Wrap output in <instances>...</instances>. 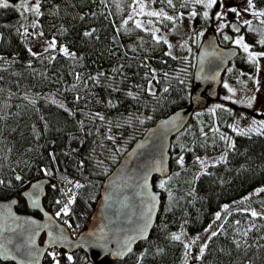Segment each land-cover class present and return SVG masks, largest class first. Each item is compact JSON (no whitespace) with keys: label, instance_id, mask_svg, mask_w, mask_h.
<instances>
[{"label":"trees","instance_id":"trees-1","mask_svg":"<svg viewBox=\"0 0 264 264\" xmlns=\"http://www.w3.org/2000/svg\"><path fill=\"white\" fill-rule=\"evenodd\" d=\"M15 1L9 0L12 3ZM129 2L106 0L105 4L101 0H41L43 15L39 20L40 31L48 39L55 38L58 44L56 52L42 51L37 57L27 51L22 35L16 31L20 24L29 26L35 17L29 13L22 18L11 7L0 9V57H3L0 60V179L5 181L0 186V199L16 197L15 210L27 213L20 192L35 179L46 177L40 168L52 167L53 175L46 177L49 184L45 188L42 205L54 217L61 208L55 201L66 200L63 195L66 181L61 177L85 185L78 190L72 214L69 217H56L72 236L85 228L102 179L122 153L157 118L186 105L188 101L195 44L191 45V51L186 56L173 55L178 59H172L165 55L163 43L155 44L150 35L135 29L131 21L126 27H120ZM253 3L256 10H264V0H253ZM153 4L177 17L188 9L182 7V0H174L175 9L160 3V0ZM196 10L201 11L199 7ZM208 22L198 16L193 20V34L199 33V30L205 31ZM93 29L95 32L91 37L83 35ZM228 31L227 35L231 36L233 32L230 28ZM225 34L217 33L221 46H228L229 41L223 39ZM191 36L188 40H191ZM60 45L67 46L70 52L76 53L77 58L70 59L60 54ZM133 47L136 51L131 50ZM259 47L255 42L254 49H264ZM52 55L56 59L49 61L48 57ZM145 59L148 67L141 66ZM148 68L158 73L160 82H154L158 99L136 87L147 85L144 74ZM113 69L118 71L114 72ZM240 70L251 73L253 68L246 63V54L239 50L222 73L218 94L227 92L223 82L243 88L238 83V80L245 79L238 76ZM99 72L105 73L99 84L87 79ZM165 72L168 73L167 78L163 76ZM76 74L83 79L77 81ZM252 86V82L248 81L247 87ZM163 87H168L169 92L164 93ZM114 88H119V91H114ZM128 91L140 93L139 99L127 96ZM77 95L82 97L78 103L75 101ZM50 96L61 101L75 115L59 107V103H52ZM109 99L117 106L108 107L106 101ZM31 100H35V104L30 103ZM212 102L210 107L206 104L194 110L184 128L170 139L167 176L171 178L168 187L175 200L170 201L172 211L166 214L164 203L167 193L156 188L164 177L152 178V186L159 191L161 202L149 235L151 243L146 240L139 242L133 249L134 254L122 260L104 257L96 263H90L83 252L73 251L70 254L74 256L75 264H136V256L145 249L147 252L140 264H180L184 258L183 246L170 241L166 233L178 232L183 225L188 235H197L211 223L214 228L221 224L223 230L220 235L206 241L209 247L204 258L196 259L193 264H264V219H254L242 211L245 208L234 205L250 191L264 186V135L244 137L231 133L226 125L235 122L243 109L228 101L221 102L218 98ZM214 103L227 105L235 115L218 111L217 116L213 117L209 109ZM95 112L102 113L113 122L111 132H106L107 126L100 121L93 122L90 117ZM247 116L254 117L251 113H247ZM260 118L264 120V116ZM80 120L84 121L83 130L78 123ZM214 120L222 125V131L233 136L236 148L227 153V163L209 167L207 171L212 175L201 176L194 185L195 194L188 196L191 189L187 181L198 170V166L194 165V156H220L226 147L218 139L214 145L209 140L206 148L200 146L197 139L199 129L204 127L207 131ZM105 134L114 136L115 143L105 139ZM182 146L194 148V152H181ZM117 147L125 150L116 152ZM49 152L56 153V165L49 164ZM177 153L185 156L184 169H180L175 162ZM81 160L84 162L82 169L78 167ZM97 161H103V166H98ZM57 167L59 171H56ZM176 172H180V175L176 176ZM17 174L23 177L22 182L15 180ZM9 182L11 187L8 186ZM225 205L229 206L226 214L222 211ZM219 211L222 220L215 221V213ZM32 214L37 216L34 212ZM65 220L72 224V228H68ZM161 224H167L166 231L157 227ZM245 231L248 232L247 236L243 235ZM60 259L61 264H67L63 255ZM43 262L52 264L47 253Z\"/></svg>","mask_w":264,"mask_h":264},{"label":"snow or ice","instance_id":"snow-or-ice-1","mask_svg":"<svg viewBox=\"0 0 264 264\" xmlns=\"http://www.w3.org/2000/svg\"><path fill=\"white\" fill-rule=\"evenodd\" d=\"M102 3L106 4V0H101ZM156 3V0H133V3L131 6L132 11L128 15L127 19L123 20L122 25L120 27H126L129 24V21H132L134 28L137 30H140L142 32H145L147 35L151 36V39L155 44H161L167 45L168 51L165 52L166 56H170L172 59H178V57L172 55V48L173 45L169 43L168 39L162 35H160V29L154 27V20L148 19L147 21H142L140 19H136L135 17L138 16H146L149 18H155V23H162L164 21H167L171 23L172 25L176 24V21L178 19L177 16L169 15L167 12L164 11L163 8L157 11L153 10H147L149 4ZM160 3L166 4L167 7L175 9L174 0H160ZM107 6V5H106ZM191 6V11L189 12V17L191 20H195L198 16H202L204 20L212 19L217 23V27L219 31L223 32L225 28H231V31L234 33H240L241 27L237 26L236 24H229L226 20L227 13H233L235 17L240 18L242 16L241 10L236 7L232 6L229 7L224 0H182V7L189 8ZM14 8L17 13L20 14L22 18H26L27 14H31L35 19H33L30 23V27L34 30L33 32H29L28 27L24 26L23 24H20L19 27L16 28V31L20 33L25 38H28L30 36H43L44 33L40 31L41 24L39 23L40 17L43 15L41 11V0H18V3L15 5L11 4L9 0H0V9H6V8ZM199 7L202 11L198 12L196 8ZM216 9L214 13H212L211 10ZM251 10V15L253 17H256L259 19L260 24L264 25V10H256V6L253 3V0H246V7L243 8V12L247 13ZM183 14H181L182 16ZM83 19V17H81ZM244 25L247 26V29L251 33L258 34L260 38L256 41V44H258L261 48H264V31L258 30L252 26L251 20H244ZM21 28L23 31H21ZM119 32V28L117 29ZM95 32V29L91 31H86L83 33L84 36L91 37L93 33ZM204 33H195L192 38L199 39L200 36H203ZM2 36V34H0ZM223 39L225 41H232L233 45L238 47L239 49H242L243 52L246 54V63L250 66H252L253 71L251 73L245 72L243 70H240L238 72V76L245 77V79L238 80V83L243 86V88L246 90L245 94L241 97H237V89L230 86L227 82H223V87L227 90L228 95L224 96L223 99L225 101H228L229 103L233 105H243L247 108L251 109L254 106L257 107V111L264 110V77L261 76V73H264V51H253L252 48L254 45H250L245 42V37L242 35H238L236 37L230 36L225 34L223 36ZM142 40V38H141ZM57 40L53 38L50 42H48L47 47L44 49V52H56L57 51ZM181 47H184L185 45H180ZM132 51H136L135 47L131 49ZM27 51L33 56L37 57L39 54L37 52H34L31 47L27 48ZM188 51H191V49H188ZM59 53L62 54L64 57H68L70 59H76V53L70 52L68 47L65 45L59 46ZM3 57H0V60H2ZM49 61H54L56 59L55 55H52L48 57ZM79 59H82L79 58ZM166 63V61H164ZM30 66V65H29ZM142 67H148L147 59H145L141 63ZM123 67V65H121ZM114 72L118 71L117 69H113ZM230 72L231 69H228ZM219 75L218 72L215 74L210 75V77L205 78H211L215 80L217 76ZM104 72H99L95 76H89L87 79L93 81L95 84L100 83V78L104 77ZM163 76L165 78L168 77V73H163ZM158 73L153 68H148V71L144 74V79L147 81V85H136L137 88H139L142 92L146 93L147 95L153 97V98H159L157 96V90L154 87V82L159 83ZM77 81L82 80L83 78L80 76V74H76L75 76ZM252 82V88L247 89V82ZM183 83V81H180ZM85 85L87 86V80L84 81ZM75 87V85L73 86ZM114 91H119V88H114ZM163 92L168 93L169 88L163 87ZM140 93H134L132 91L127 92V96L131 97L134 100L139 99ZM27 98V97H25ZM82 99L81 96L77 95L75 97V101L78 103ZM30 103L35 104V100L29 101ZM52 103H56L54 100L51 101ZM106 104L108 107H116L117 105L112 100H107ZM59 107L64 108L65 111H67L70 115H75L74 112H72L70 109H67L64 104H59ZM219 112H228L230 114L235 115L233 109H230L225 104H215L213 107L209 109L210 114L213 117L217 116V113ZM243 117V113L240 114ZM93 122L100 121L102 124L106 125V132H111V127L113 122L109 119H106L105 115H103L100 112L91 113L90 117ZM139 119V117H136ZM131 119V117H129ZM151 119V117H149ZM179 119V115L176 117H173L171 121L165 122V127L169 123L175 124V122ZM143 123V120L140 121ZM78 123L81 126V130H83L84 121L80 120ZM119 127V125H116ZM226 127L230 130L231 133H234L236 136H244V137H250L252 134L255 135H264V120L257 121L255 119L251 120L249 125H246L244 127H241L239 124V120H236L233 123H229L226 125ZM222 125L218 123L217 121H213L212 124L208 126V130L205 131L204 127H201L199 129V137L197 138L201 147H207L209 144V140L212 141L213 145L215 144L216 140L223 142L224 145H226L225 149L221 152L219 160L211 159L207 156H200L195 155L194 156V165L198 166L197 172L193 173L192 178L190 181H187L189 183L190 191L187 193L188 196H193L195 194V183L200 180L201 176H210L212 175L210 172L207 171L209 167H216L218 163H227V153L229 151H233L236 148L235 141L233 139V136L229 135L228 133L221 130ZM97 132H99V129H97ZM211 133V135H209ZM91 134V133H89ZM105 139L112 141L115 143V137L112 135L105 134ZM146 143L139 144L138 148L143 149L146 147ZM125 149H122L120 147H117L116 152L124 151ZM72 151H76V149H73ZM181 152H194V148L182 146ZM67 155L68 153H64ZM113 154V158H114ZM49 164L50 165H56L57 164V155L55 152H49ZM176 164L180 169H184L186 167V161L185 156L177 153L176 157ZM98 166H103V161H97ZM79 168L84 167V162L81 160L78 164ZM56 171H59V168H56ZM40 172L43 173L44 176H52L53 175V168L52 167H43L40 168ZM153 172H164V157L163 154H161L158 161L155 160L154 162L148 166L145 167L141 173L133 177L134 181V189H138L135 193L136 197L139 200V204L137 205V212L135 214V218L130 221L132 224V227L129 228L127 231L121 230V234L119 235L117 239V245L118 247L113 251L109 250L107 248L108 240L107 235L99 237L100 240H103L104 243L100 244L99 247L104 249L108 255H115L117 258H124L125 256H128L129 254H134L133 245L139 240H146L149 243L151 241L149 240L150 232L149 230L153 227V220L156 216L158 205L160 204V197L157 194L156 191L153 190L152 185L150 184L151 175ZM176 176L180 175V172L175 173ZM62 180L66 181V187L63 191V195L66 197V200H56L55 203L58 205H61V208L59 211L55 213L56 217L59 218L61 216L69 217L72 214V206L76 203V198L78 195V190L85 187L84 184H81L79 181H73L70 179H67V177H61ZM170 177L165 174V177L163 179H160L159 182L156 184V188H158L161 192H166L167 196L165 197V203H164V210L165 214L166 212L172 211V204L170 201L175 200V197L173 196V192L171 188L168 187ZM15 180L18 182L23 181V177L19 174L15 175ZM5 181L0 179V186L4 185ZM67 185H71V187H67ZM9 187H11V183L8 184ZM53 188H55V185H52ZM31 191H22L20 193L21 197L26 198L28 201H30L31 207L35 209H39L40 211H44L43 208H41L40 205V199H39V193L41 190V184L35 183L31 185ZM262 193H264V187H260L256 189L251 196L244 197L239 203L244 204L245 201H249L252 199V196H260ZM2 195V193H0ZM18 201L12 200V204H16ZM124 207H127V204H124ZM223 213L229 212V206L225 205L222 209ZM242 211L246 212L248 215H250L252 218H260L264 219V212L257 210V208H252L249 206L247 209H242ZM45 217L48 220H51L52 217L49 216L47 212H44ZM15 219H19V217H15ZM222 215L221 212L215 213V221H221ZM23 223L25 225H36L37 221L35 220H24ZM65 224H67L68 228H72V224L69 223L68 220L64 221ZM184 223H187V221H184ZM239 223V221H237ZM49 226L47 224L45 225H38L36 229H30L32 232V236L39 234V231L48 228ZM162 231H166L167 224H161L157 225ZM217 229H220V231H217ZM223 230L221 224H217L214 228L212 224H210L207 228L204 229V236L196 235L193 238L187 239V232L184 230L183 225H181V229L179 232H171L166 233L167 238L172 242H179L182 244L184 249V264H188V256L192 254V246L198 245V255H194V259H203L205 256V252L208 249L209 245L206 241L211 240L213 237H216L221 234V231ZM250 230V229H249ZM103 231V229L101 230ZM248 232L245 231L243 235L247 236ZM90 235H95V233H92ZM115 235V233H114ZM49 237V243L47 245L48 248L53 249L52 251H47V256L51 258L52 264H61V255H63L64 259L66 260L67 264H75L74 256L70 254L69 252H58L56 251V247L60 245H64L68 242V237L64 233L63 229H61L59 234L54 235L51 231L48 232ZM32 244L34 245V239H32ZM200 242V243H198ZM78 246H89L86 243L83 242L82 244ZM237 246L239 247V243H237ZM0 249L3 250V254L5 258H8V250L4 247V245L0 244ZM158 251H163L162 249H157ZM147 249H145L143 252H141L139 255L136 256V264H140V262L143 260L144 255L146 254ZM29 257L35 258V254L33 251H29L28 253ZM43 254V253H41ZM12 259H15V257H11Z\"/></svg>","mask_w":264,"mask_h":264},{"label":"water","instance_id":"water-1","mask_svg":"<svg viewBox=\"0 0 264 264\" xmlns=\"http://www.w3.org/2000/svg\"><path fill=\"white\" fill-rule=\"evenodd\" d=\"M238 53L239 50L235 46H221L213 30H209L203 35L194 54L187 104L157 118L122 153L118 162L102 179L98 197L90 212L86 226L76 235L72 236L67 227L43 207L42 201L45 196V188L49 184V179L46 177L35 179L22 190L31 191L32 184H41L39 199L41 208L44 209L43 212L31 207L30 201L21 197L20 194L19 196L28 211L27 213L15 210L17 203L12 204L11 201H18L16 197L0 199V244L8 250V258H5L3 250L0 249V262L7 264H46L43 262V257L47 251L51 250L47 247L49 243L48 232L51 231L56 235L60 233L61 229L67 235L68 242L57 246V250L69 253L81 251L90 263H96L104 257L111 260L124 259L126 256L121 259L115 255H108L104 249L99 247L100 244L104 243L99 237L107 235V248L109 250L114 251L118 247L117 239L121 234V230L127 231L132 227L130 221L135 218L137 205L139 204V200L135 195L139 190L134 189L132 178L138 176L146 166L152 164L154 158L158 161L161 154L164 157V172H153L150 184L152 185L153 177L162 178L169 173L168 149L170 139L184 128L194 110L203 108L208 102L215 101L218 98L222 73ZM216 72L219 75L215 80L205 78ZM177 115H179V119L175 124L169 123L166 127L164 126L166 121H171ZM144 142H147L146 147L139 149V144ZM153 190L160 197L159 191L154 188ZM125 203L127 207H124ZM32 212L36 213L37 216L33 215ZM44 212H47L52 219L48 220ZM15 217H19V219H15ZM28 219L37 221V224L25 225L23 221ZM155 219L156 216L153 224ZM45 224L49 227L40 230L39 234L33 237L30 229H36L38 225ZM102 229L103 231H101ZM92 233H95V235H90ZM32 239H34V245L31 242ZM82 240L89 246H78L82 244ZM141 241L144 240L134 243L133 249ZM29 251L34 252L35 258L28 256ZM11 257H15V259Z\"/></svg>","mask_w":264,"mask_h":264},{"label":"rangeland","instance_id":"rangeland-1","mask_svg":"<svg viewBox=\"0 0 264 264\" xmlns=\"http://www.w3.org/2000/svg\"><path fill=\"white\" fill-rule=\"evenodd\" d=\"M224 2L229 7H232V6L238 7L241 10V12H242V16L240 18L235 17L233 13H227V15H226V20H227V22L229 24H236L237 26L241 27L240 33H234L233 32V34L231 36L236 37L238 35H242V36L245 37V42L246 43H248L250 45H254V43L260 38V36L258 34L249 32L248 29H247V26L244 25L243 21L244 20H251L252 21V26L254 28L258 29V30H261V31H262V28H264V25L260 24L259 19H257L256 17H253L251 15V10L249 12H247V13L243 12V8L246 7V0H224ZM10 3H12V2H10ZM16 3H18V0L15 1L14 3H12V4L15 5ZM132 3H133V0H130L128 11L125 14V19H127L128 15L132 11V8L130 6V5H132ZM146 3H147V0H146ZM160 9H161V7L154 6L153 3L149 4V6L147 8V10H153V11H157V10H160ZM190 11H191V6L186 11L180 12L178 14L179 16H178V19H177L175 25H172V24L166 23V22L155 23V18H149V17H146V16H138V17H135V18L136 19H140L142 21H147L148 19H153L154 20V27L160 29V33L159 34L164 36V37H166L168 39L169 43H171L173 45L172 55L186 56L187 53L189 52L188 49H191V45L195 44V46L197 47L198 43L200 42L201 38L203 37V36H200L199 39L192 38L193 35H194L193 31H192L193 30V20H191L190 17H189V12ZM215 11H216V9H213L212 13H214ZM181 14H183V15L181 16ZM208 21H209L208 25H207L208 28L205 31H204V29L203 30H199V31L203 32L204 35H205V33H207L209 30H213L215 32L216 36H217V33L221 32V31H219V29L217 27V23L218 22H216V21H214L212 19H210ZM27 27H28L29 32H33L34 31L30 26H27ZM229 28H225L223 30V32H226V34H227L229 32L228 31ZM230 30H231V28H230ZM22 31H23V29H22ZM190 36H191V40H188V37H190ZM23 40H24V43L26 44L27 48L31 47L34 52L40 53V52L44 51V49L47 47L48 42H50L52 39H48V38H46L44 36H39V37L30 36L28 38L23 37ZM182 44H184L185 46L181 47L180 45H182ZM227 44L231 45V46H234L232 41H229V43H227ZM239 50L243 52L242 49H239ZM252 50L253 51H264V49L257 50V49H254V48H252ZM166 51H168L167 45H165V52ZM261 76L264 77V73H261ZM222 85H223V83H222ZM234 88L237 89V97L238 96L241 97V96H243L245 94L246 90L244 88H240L239 86L238 87H234ZM247 89H251V88L247 87ZM226 95H228L227 92H225L223 95L222 94H218V100L221 101V102H227V101H225L223 99V97L226 96ZM50 99L54 100L56 103L63 104L61 101L57 100L53 96H50ZM207 105H208V107H210L211 105H213V102L210 101V102L207 103ZM236 106L240 107L241 109H243V111H241V113L244 114L243 117L241 115H239L238 118L236 119V120H239V124H240L241 127L249 125L251 120H253V119H255L257 121H260V120H262L260 118V116H264V110H261V111L258 112L256 106H254L251 109L247 108L246 106L239 105V104H237ZM246 112L247 113H251L254 117H251V118L248 117ZM207 157H209L211 159H214V160H217V161L220 158V156H207ZM256 189H258V188H256ZM256 189L250 191L244 197L251 196V194ZM240 201H238L234 205H236L238 207H241V208H245V209H247L249 206H251L252 208H257V210L264 212V193H262L260 196H252V199L249 200V201H245L244 204H240L239 203ZM197 235H200V236L203 237L204 236V231H202L201 233H199ZM195 236L196 235H192L191 236V235L187 234V239L193 238ZM198 243H200V242H198ZM192 250H193L192 254L189 255L188 258H187L188 264H193L195 262L196 259H194L193 256L194 255H198V245H193L192 246ZM180 264H184V258H183V260H182V262Z\"/></svg>","mask_w":264,"mask_h":264},{"label":"built area","instance_id":"built-area-1","mask_svg":"<svg viewBox=\"0 0 264 264\" xmlns=\"http://www.w3.org/2000/svg\"><path fill=\"white\" fill-rule=\"evenodd\" d=\"M52 251V250H51ZM59 252V251H58Z\"/></svg>","mask_w":264,"mask_h":264}]
</instances>
